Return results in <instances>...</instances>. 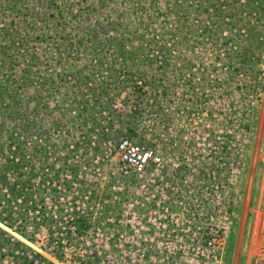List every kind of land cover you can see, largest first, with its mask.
Here are the masks:
<instances>
[{
    "label": "rangeland",
    "instance_id": "1",
    "mask_svg": "<svg viewBox=\"0 0 264 264\" xmlns=\"http://www.w3.org/2000/svg\"><path fill=\"white\" fill-rule=\"evenodd\" d=\"M124 138L157 159L142 177ZM0 210V264H111L113 238L189 214L224 227L222 264H254L264 0H0Z\"/></svg>",
    "mask_w": 264,
    "mask_h": 264
},
{
    "label": "built area",
    "instance_id": "2",
    "mask_svg": "<svg viewBox=\"0 0 264 264\" xmlns=\"http://www.w3.org/2000/svg\"><path fill=\"white\" fill-rule=\"evenodd\" d=\"M117 160L124 172L132 171L135 172V177H142L146 174L145 170L157 159L152 156V151L145 145L124 138L117 144ZM158 176L159 181H162L163 175L159 174ZM160 195H162V190L157 195L152 194V201H155L154 199ZM176 197L177 194L175 193L174 198ZM162 207V210L166 212H175V214L179 213L180 215L183 213L177 203L174 204V207ZM150 208H154V204ZM187 213L189 214V211ZM191 218L189 214L187 219L180 223L177 219H169L163 215L158 224H138L137 227L140 229L155 228L163 229V231L166 229L168 232H166V236L158 232V235L152 233V237L138 236L127 239L125 242L129 245L128 247L122 248L120 242H117L118 238H113L114 240L112 239L110 246V248L112 247L111 264H222V250L220 247L222 238L214 230L224 227L216 225L212 215H209L205 222L188 220ZM132 227L134 228V226ZM185 229L192 234H194V230L202 229V231L199 237L184 238L178 236L179 233L183 235ZM170 234L173 236H170ZM63 241L67 242V240ZM186 244L196 246L193 255L180 252L182 248L180 245ZM133 246L137 247L136 252H130V248ZM50 247H53V245H50ZM254 264H264V242L259 248Z\"/></svg>",
    "mask_w": 264,
    "mask_h": 264
},
{
    "label": "trees",
    "instance_id": "3",
    "mask_svg": "<svg viewBox=\"0 0 264 264\" xmlns=\"http://www.w3.org/2000/svg\"><path fill=\"white\" fill-rule=\"evenodd\" d=\"M33 207V206H32ZM31 208V207H30ZM30 208H28V210H30ZM2 212H3V210H0V221H2V222H4V223H9L8 221V219L7 218H5V217H2ZM59 232V230H55L53 233H58ZM52 233V234H53ZM50 246H48V245H46V249H49V251L52 253V255H55L56 256V258H59L60 259V257H59V255H62V245H60V244H55V246H53V247H56L55 249H52V248H49Z\"/></svg>",
    "mask_w": 264,
    "mask_h": 264
}]
</instances>
